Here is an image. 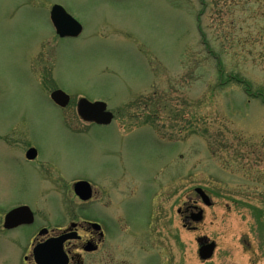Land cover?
<instances>
[{
    "label": "rangeland",
    "instance_id": "1",
    "mask_svg": "<svg viewBox=\"0 0 264 264\" xmlns=\"http://www.w3.org/2000/svg\"><path fill=\"white\" fill-rule=\"evenodd\" d=\"M56 3L82 24L79 36L55 34ZM55 87L71 94L63 113L48 100ZM80 96L105 102L112 124L81 122ZM12 132L23 140L17 150L28 142L38 157L28 163L0 146L1 223L21 204L36 223L56 219L58 193L71 181L46 182V165L100 192L125 171L132 179L123 187L135 194L125 216L144 220L152 213L144 198L156 192L175 264L177 231L185 264H203L202 236L217 245L208 264H251L252 226L264 228V0H0L1 138ZM196 186L212 205L187 231L176 209ZM34 227L10 232L9 244L0 239V264L7 256L17 264Z\"/></svg>",
    "mask_w": 264,
    "mask_h": 264
},
{
    "label": "flooded vegetation",
    "instance_id": "2",
    "mask_svg": "<svg viewBox=\"0 0 264 264\" xmlns=\"http://www.w3.org/2000/svg\"><path fill=\"white\" fill-rule=\"evenodd\" d=\"M55 89L58 88L55 87L53 90ZM53 90L51 89L49 92L48 100L63 113L62 110H66L71 102V94H69L68 103L61 107L50 98ZM78 99L75 103V113L78 119L90 126L97 125L91 121H85L79 116L77 113ZM65 116H68V114H61V117ZM114 117L115 114L113 113V118L108 124L109 126L112 124ZM1 136L0 146L17 150L15 143H23V140L17 139L15 132L9 134V139L7 140L1 138ZM22 136L24 137V135ZM25 144L26 146L23 150H17L19 157L22 156V159L28 163L35 162L38 157L37 150L33 157L27 156V151L30 148L35 149V146L28 144V142ZM37 164H40V162ZM46 166L43 169L46 170L48 168L53 172L50 176L45 177L46 182L64 186L71 181L70 188L62 187L60 189L61 192L58 194L61 198L57 199L60 207L58 208V215H54V218H56L54 220H50L47 217L48 214H43L40 217V221L36 223L35 214L32 212L31 223H21L13 227H6L4 216H6L8 211L19 206L8 208L4 212L2 223L0 222V239L7 244H9L10 232L35 226V231L31 234L27 246L22 249V254L17 264H175L173 261L175 258L173 246L171 243L165 241L168 237L166 234L168 230L163 228L167 226L169 221L166 220V224L161 225L160 219H157V215L155 214L154 207H156V202L160 197L157 196L156 192L152 196L144 198L147 201L149 200L152 213L146 212L144 220L141 217L135 220L132 216H125L126 200L131 199L135 195L134 191L126 192L123 187L127 179H132L126 175L125 171H121L114 179L110 177L111 182L106 180L107 184L104 186V192H100L96 184L91 181L89 182V180L77 177L70 178L69 174H62L59 169L52 167V165ZM185 175L188 176V173H185ZM80 180H85L89 183V193L84 199L75 193L73 187L74 183ZM197 188L202 189L210 197L201 187L196 186L192 188V193H190L188 188V193L185 195L186 197L181 206L176 209L177 214L181 217L182 228H185L187 231L196 229L194 225L196 222L192 218L194 213H197L201 209L202 219L204 216L203 207L205 204L200 194L196 191ZM23 205L21 204V206ZM170 210L172 212L171 203L169 204V213ZM46 211L48 210H43V212ZM257 215H261V213ZM256 218H259V216H256ZM135 221L139 222V224H132ZM14 222H25V220L16 219ZM162 231L163 233L166 231V235ZM250 234L255 240L254 244H256L254 252L256 256L252 258L251 264H260V260H262L261 264H264V228L256 224L255 229L252 226ZM176 237L178 238L176 241H179L176 244L179 250L176 252L177 257L180 259V261H177V264H185L184 254L187 252L185 248L186 244L179 240L178 231L176 232ZM198 238H196V242ZM247 238L246 236L243 237L240 243L246 249H250L252 245ZM209 241H213L215 247L211 256L207 259L199 257V245L197 243V254L203 264H208L207 261L213 257L217 246L215 240L209 239ZM35 247L39 248L37 257H35L33 252ZM179 252L181 253L180 255ZM4 261V264H9L7 263L9 256Z\"/></svg>",
    "mask_w": 264,
    "mask_h": 264
},
{
    "label": "water",
    "instance_id": "3",
    "mask_svg": "<svg viewBox=\"0 0 264 264\" xmlns=\"http://www.w3.org/2000/svg\"><path fill=\"white\" fill-rule=\"evenodd\" d=\"M49 19L55 30V33L61 37H77L82 31V25L73 18L66 10L59 4H53L49 11ZM51 99L59 106H65L69 101V96L60 89H56L51 93ZM77 112L79 116L86 120L92 121L96 124L106 125L110 123L112 119V113L106 110V103L103 101L90 102L86 98H80L77 102ZM35 149L30 148L27 151L28 157H33ZM74 191L81 198H86L89 193V184L85 181H78L74 183ZM196 191L200 194L204 204L206 206L211 205V199L207 196L202 189L197 188ZM195 222H200L202 219V210L192 216ZM16 219H24L25 222H14ZM32 212L28 206H19L10 210L6 216H4V223L6 227H13L21 223H31ZM199 244V257L207 259L211 256L215 247L213 241H209L207 237H199L197 239ZM39 248L35 247L33 252L35 257L38 256Z\"/></svg>",
    "mask_w": 264,
    "mask_h": 264
}]
</instances>
